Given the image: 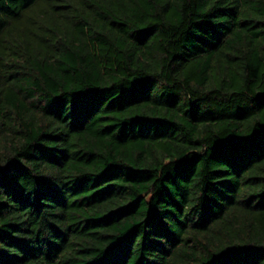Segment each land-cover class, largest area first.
I'll return each mask as SVG.
<instances>
[{
	"label": "trees",
	"instance_id": "obj_1",
	"mask_svg": "<svg viewBox=\"0 0 264 264\" xmlns=\"http://www.w3.org/2000/svg\"><path fill=\"white\" fill-rule=\"evenodd\" d=\"M0 264H264V0H0Z\"/></svg>",
	"mask_w": 264,
	"mask_h": 264
}]
</instances>
